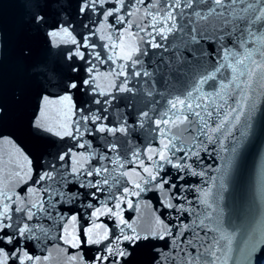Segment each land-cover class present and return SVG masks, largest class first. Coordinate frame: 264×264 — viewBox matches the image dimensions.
Instances as JSON below:
<instances>
[{"label": "snow or ice", "instance_id": "obj_1", "mask_svg": "<svg viewBox=\"0 0 264 264\" xmlns=\"http://www.w3.org/2000/svg\"><path fill=\"white\" fill-rule=\"evenodd\" d=\"M24 7L0 26V264H264V0Z\"/></svg>", "mask_w": 264, "mask_h": 264}, {"label": "water", "instance_id": "obj_2", "mask_svg": "<svg viewBox=\"0 0 264 264\" xmlns=\"http://www.w3.org/2000/svg\"><path fill=\"white\" fill-rule=\"evenodd\" d=\"M25 0H0V26L6 25L11 32L21 29L25 22L26 9L24 7ZM256 149H251L244 158L242 174L238 186L246 183L247 178L252 170L254 160L256 159ZM156 203L155 195L146 197ZM134 215V213H128ZM75 250L69 249V253ZM94 251V250H93ZM36 254H41L37 252ZM64 256L58 250H53V264H63Z\"/></svg>", "mask_w": 264, "mask_h": 264}]
</instances>
